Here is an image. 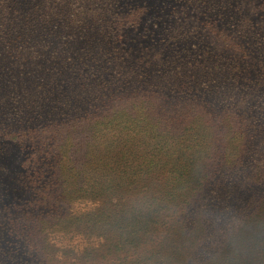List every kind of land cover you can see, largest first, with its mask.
<instances>
[{"label": "trees", "instance_id": "1", "mask_svg": "<svg viewBox=\"0 0 264 264\" xmlns=\"http://www.w3.org/2000/svg\"><path fill=\"white\" fill-rule=\"evenodd\" d=\"M256 3L0 0V53L42 46L44 36L51 44L60 36L63 46L86 38L94 49L99 34L127 38L110 58L114 68L90 71L103 83H91L92 111L37 130L54 154L55 186L87 208L32 222L99 237L111 264H264V21ZM74 55L64 52L89 54ZM157 57L161 69H147ZM4 252L0 264L40 255Z\"/></svg>", "mask_w": 264, "mask_h": 264}, {"label": "rangeland", "instance_id": "2", "mask_svg": "<svg viewBox=\"0 0 264 264\" xmlns=\"http://www.w3.org/2000/svg\"><path fill=\"white\" fill-rule=\"evenodd\" d=\"M256 5L264 21V0H257ZM41 9L44 16L49 8ZM40 18L43 19L42 16ZM6 37L0 36V41ZM97 37V50L86 38H81L74 45L63 46L60 36L55 37L53 44L44 36L40 38L42 46L27 45L15 49L12 43L9 46L13 51L2 50L0 53V249H4L8 256L16 257H21L20 254L26 251L40 253L29 264L112 263L111 254L102 256L101 246L105 241L99 237L73 230L75 227L70 225L65 229L59 224H52L55 223L52 219L48 226L43 223L38 225L31 219L33 215H44L49 211L67 212L70 205H74L75 210L87 208L86 201L69 204L63 198L55 186L59 174L50 165L51 158L54 161V154L49 153L52 149L47 143L43 145L37 136L42 126L70 122L77 115L92 111L96 98L88 96L92 93L91 83L95 79L98 87L103 84L102 78L93 76V73L102 71V66L114 68L110 58L123 48L122 43L127 40L122 37L117 41L113 34H99ZM131 43L127 44L129 48ZM172 43V40L165 42L166 45ZM86 48L89 55L77 60L64 56V52L68 51L69 55L75 56V50L82 54ZM104 49L109 57L102 52ZM135 49L143 52L142 47L136 46ZM91 54L97 57L89 59ZM160 60V57L152 59V65L147 69H161L159 64H155ZM91 70L94 71L92 74ZM110 75V71L106 72L105 79ZM35 78L38 81L34 83ZM68 101L70 107L65 105ZM47 142L51 144V141ZM45 155L50 159L40 158ZM45 246H51L56 251L44 252ZM90 251L94 260L85 262L84 259H76L88 255Z\"/></svg>", "mask_w": 264, "mask_h": 264}, {"label": "clouds", "instance_id": "3", "mask_svg": "<svg viewBox=\"0 0 264 264\" xmlns=\"http://www.w3.org/2000/svg\"><path fill=\"white\" fill-rule=\"evenodd\" d=\"M234 249H235L236 252H239V251L242 250L241 249V244H240L239 241H234Z\"/></svg>", "mask_w": 264, "mask_h": 264}]
</instances>
